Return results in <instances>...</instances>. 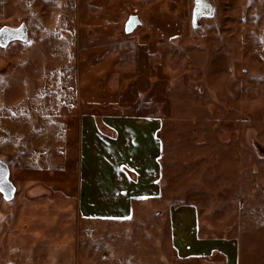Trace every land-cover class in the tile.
<instances>
[{"label":"rangeland","instance_id":"374dc122","mask_svg":"<svg viewBox=\"0 0 264 264\" xmlns=\"http://www.w3.org/2000/svg\"><path fill=\"white\" fill-rule=\"evenodd\" d=\"M195 1L92 0L87 20L77 0H0V27L28 30L0 46V159L19 193L82 190L80 264H169L198 250L195 226L264 264V0H208L197 20ZM132 10L136 61L80 38L123 34Z\"/></svg>","mask_w":264,"mask_h":264},{"label":"crops","instance_id":"0c3cea01","mask_svg":"<svg viewBox=\"0 0 264 264\" xmlns=\"http://www.w3.org/2000/svg\"><path fill=\"white\" fill-rule=\"evenodd\" d=\"M91 1L77 0L75 8L77 18L90 19ZM117 25L112 24L106 31L107 37L102 40H97L100 34L97 36V33L91 29L80 28L79 35L84 43H90L89 46L97 43L107 44L108 41L118 44L124 56L136 61V39L126 31V33L124 31L123 34L120 33L122 27L119 23ZM117 33H120L119 36L114 38ZM147 117L149 116H141V119L148 120ZM81 124L83 128V123ZM105 129L110 134L106 137L113 139L112 153L115 159H124L122 157L124 144L118 142L119 126L105 124ZM157 130L156 126L155 132ZM120 166L126 167L122 162L118 167L120 168ZM128 169L131 170L132 177L138 179V169L134 167ZM46 187L45 189L33 188L24 193L15 191L14 197L10 200L5 199L0 191V264L81 263L77 255V235L80 229L78 217L79 213H82V190L79 191L76 187L73 191L63 185L60 191L55 193L52 192L51 187ZM91 198L94 200L93 196ZM128 206L129 208L126 209L129 211L135 209L132 204H128ZM114 215L115 218L127 217L126 213ZM114 224H120V221ZM195 230L196 239L201 243L198 250L185 248L186 240L181 249H173L170 252L173 262H169V264H238L236 250H218L214 244L208 245V241L201 239L196 226ZM109 236H112V233ZM120 262L124 263L123 257Z\"/></svg>","mask_w":264,"mask_h":264},{"label":"water","instance_id":"95a60500","mask_svg":"<svg viewBox=\"0 0 264 264\" xmlns=\"http://www.w3.org/2000/svg\"><path fill=\"white\" fill-rule=\"evenodd\" d=\"M209 10L210 12L213 11V5L209 7ZM195 18L197 20L199 16L195 15ZM141 24L142 20L140 19L139 15L137 13H132L125 22V31L127 33H131ZM0 34H4L5 38L8 36V39L27 38L28 30L25 25H20L18 27L5 26L0 31ZM9 174L10 168L8 164L3 159H0V191L5 199H11L14 196L16 190L15 184L10 179Z\"/></svg>","mask_w":264,"mask_h":264},{"label":"flooded vegetation","instance_id":"af4514ba","mask_svg":"<svg viewBox=\"0 0 264 264\" xmlns=\"http://www.w3.org/2000/svg\"><path fill=\"white\" fill-rule=\"evenodd\" d=\"M208 1V0H207ZM206 0H196L195 1V6H194V11L193 14L194 16L198 15L199 17L202 15H212L213 11L210 12L209 7L212 5L210 3V1L207 2ZM135 12V11H132ZM131 12V13H132ZM8 26V25H6ZM20 26V25H19ZM5 26L0 27V31L2 30V28ZM11 27V26H10ZM15 27V26H14ZM13 39H19V38H11L8 39V36L5 38L4 34H0V46H6L11 40ZM14 183V182H13ZM16 191V190H15ZM15 195V194H14ZM14 197V196H13ZM12 197V198H13ZM11 198V199H12ZM10 200V199H7Z\"/></svg>","mask_w":264,"mask_h":264}]
</instances>
